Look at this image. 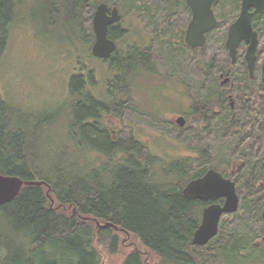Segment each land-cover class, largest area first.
Returning <instances> with one entry per match:
<instances>
[{"label":"trees","instance_id":"obj_1","mask_svg":"<svg viewBox=\"0 0 264 264\" xmlns=\"http://www.w3.org/2000/svg\"><path fill=\"white\" fill-rule=\"evenodd\" d=\"M26 2L0 0V64L10 31L18 21L16 16L28 8ZM96 3L95 0H47L42 3L45 19L41 23L57 31L56 22L60 17L63 31L75 33L78 41L86 45L91 33L86 34L87 29L82 25V9L86 4L95 6ZM182 7H186L184 0H166L169 16ZM255 27L260 31L264 29V15L256 19ZM116 34L111 32V38L120 40ZM183 46L186 50L185 42ZM122 53L126 54L124 59L119 58ZM145 54L136 44L117 50L108 67L109 89L105 83L99 89L102 84L92 79L93 72L79 64L82 73L71 77L70 94L81 98L72 102L75 104L74 120L60 124L59 131L66 138L61 142H55L54 133L47 130L58 119L37 118L21 111L13 113L0 91V174L47 184L24 186L15 200L0 205V264H103L100 245L111 255L119 252L117 232L133 236L157 258L158 264L209 262L192 244L209 202L188 200L183 190L209 169L230 177L228 168L210 151L201 148L193 156L179 159L167 160L147 154L141 160L135 153L120 149L119 141L104 125V116L109 115L111 109L107 112V107L99 103L101 99L107 97L110 105L116 108V94L131 99L140 91L139 86L132 89V82L140 85V81L157 76ZM138 66H142L140 72ZM83 74H89L93 81L88 86H95L91 93L80 91ZM94 92L100 93L97 96ZM197 102L192 111L195 119L200 110ZM128 103L130 108L139 111L133 100ZM89 120L91 124L87 123ZM75 132L80 134L81 141ZM89 152L96 158H91ZM109 152H112L111 157ZM248 173L250 179H247ZM241 176L243 191L248 187L255 193L253 189L258 183L264 186V159L251 158ZM242 200L240 209L264 230L261 216L264 194L243 196ZM233 215L238 217L240 210ZM97 223H111L119 230L98 227ZM245 245V238L228 232L218 234L204 250L238 259V252ZM122 264L149 263L142 251H133L126 255Z\"/></svg>","mask_w":264,"mask_h":264},{"label":"rangeland","instance_id":"obj_2","mask_svg":"<svg viewBox=\"0 0 264 264\" xmlns=\"http://www.w3.org/2000/svg\"><path fill=\"white\" fill-rule=\"evenodd\" d=\"M46 1L27 0L28 8L16 16L18 21L10 31L9 43L0 64V91L11 105L13 113L21 111L34 114L37 118L51 117L55 120L59 118L58 111L65 109L64 113H69L73 102L68 100L71 93L69 82L71 77L82 73L81 66L84 65L89 72H93L95 82L102 84V88L106 81L108 84L111 80V75L108 73L109 63L105 64L92 57L89 43L82 44L75 33L63 31L60 17L56 22L57 31L52 26L41 23L45 19L42 3ZM95 1V6L91 4L82 9V25L87 29L86 34L90 32L88 28L92 25L96 6L100 2L118 7L124 18L123 29L126 31L120 37L121 46L136 44L141 47L149 65L157 72L154 79L140 81V91L133 97L139 111L128 109L126 104L123 115L117 113L121 111L120 108L115 113L104 116V125L117 136L120 149L135 153L141 160L147 154L174 160L193 156L200 148L206 149L223 167L228 168L229 174H236L231 178L237 182L241 207L244 203L243 196L264 194L262 183H258L253 189L258 193H253L248 187L243 191L240 186L239 178L246 163L241 165L239 156L234 159L233 155L236 146L241 145L240 139L234 140L230 135L224 138L214 128V120H211L210 128L202 129L203 126L192 114L198 99L197 103L201 107L203 100H210L212 94L219 91L216 66L224 65L225 32L239 16L241 0H218L215 4V15L220 26L210 35L205 60H198L199 56L184 50V39L181 43L182 37H178L188 17L184 7L177 9L167 23L166 0ZM127 24L133 29H128ZM167 24L174 25V32L168 37L159 33V27H166ZM261 33H264V29ZM260 47L264 49V38L261 39ZM211 59L212 66L208 63ZM141 67L138 66L137 71L140 72ZM159 75L167 77L161 78ZM94 87H87L85 91L91 93ZM137 88L138 86L132 87L134 90ZM94 93L98 96L100 92ZM181 115L188 120L185 128L175 124L177 117ZM64 122L66 121L62 123ZM59 128L60 124L55 123L47 128L54 133L55 142L66 139ZM223 128L224 126L220 127ZM208 130L210 132L207 133ZM114 131L117 133H113ZM101 154L106 155L102 151ZM89 156L96 158L92 152H89ZM111 156L112 152H109V157ZM239 210L238 217L223 216L219 230V234L234 232L245 238L246 245L238 252L239 258L233 260L229 255L219 256L206 251L205 246L197 247L198 252L209 260L206 264H264V230L240 207ZM117 234L120 236V246L116 254H109L106 247L100 245L103 264H122L126 255L133 251H142L149 264H158L157 258L133 236L121 232ZM259 234L261 237L255 238ZM257 248L262 251L259 252Z\"/></svg>","mask_w":264,"mask_h":264},{"label":"flooded vegetation","instance_id":"obj_3","mask_svg":"<svg viewBox=\"0 0 264 264\" xmlns=\"http://www.w3.org/2000/svg\"><path fill=\"white\" fill-rule=\"evenodd\" d=\"M184 1L186 4V7L184 9L187 11L188 17H187V22L185 23L182 31L178 34V37H182V39H184V42H185L190 24L192 23V20H193V15H192V10L187 5L186 0ZM241 4H242V0H241ZM86 6H89V5L86 4ZM108 7H109L108 14L110 15L112 12V9L115 8V6L108 4ZM214 10H215V7H214ZM173 14H176V13H172V15ZM172 15L169 16L166 14L165 20L167 21V23L169 22V19L172 17ZM260 15H264V13L256 14L253 18V27L258 32L259 43H258L257 52H256V60L253 65L252 71H250L249 66L245 60L248 46L244 42L241 43V45L237 49L235 62L233 61V58L231 57L230 52L227 50L226 42H227L228 34H229V28H230L229 27L225 32L226 40L223 43V50L226 56L224 60L225 61L224 65L216 66V74L218 77L217 81L220 84L218 85L215 84V86L217 85L218 87L217 90L219 91H216V89H213V91L214 92L216 91V92L212 94V96L210 97V100H207V101L203 100V103L199 110V112L200 111L201 112L200 113L198 112L196 119L194 118L195 120H198V123H200L203 126L202 129L204 130L208 129V127L210 128V122L211 120H214V123H215L214 128L218 130L219 132H221L224 138L230 135L232 139L234 140L240 139L241 145L236 146L233 155H234V159L238 158L239 156V159H240L239 162L241 165L243 164V166H244V163H246L245 166L249 165V161L251 158L257 157L259 158V161L261 159H264V157L261 156L262 154L264 155V81L262 79L264 49L260 47L261 39L264 38V33H261L260 29L258 27H255V21ZM238 17L235 20H237ZM123 23H124V18L122 17L118 23L111 24L108 27V38L111 40H114L117 43L118 45L117 50H120L121 47L123 46V45L121 46V39L120 40L112 39L110 36V33L113 32V34H116V33L121 32L120 34H116L121 37L122 33L126 32L123 29L124 28ZM127 26H128V29H133L130 25L127 24ZM173 26L174 25H170V24H167L166 27L160 26L159 33L161 35H165V34L171 35V32H174ZM218 26H219V20H218V25L216 29H214L212 32L207 34V45L209 43L210 35L215 30L218 29ZM88 29L90 30V33H91L90 34L91 39L89 40L88 43L92 49L95 43V35L93 32V22H92L91 27ZM92 34L94 38L92 37ZM206 46L203 48H193L192 49L186 44L187 50L199 56L198 60L200 59L205 60ZM112 57L113 55L106 62L110 63ZM124 57H126L125 53L119 54V58L124 59ZM212 60L213 59H211L208 62V63H211L210 66H212L213 64ZM83 75H84L85 81L82 79L80 91L86 92L85 88H87L88 86H91L93 84V81L90 80L91 77L89 74H83ZM92 79H94V76L92 77ZM105 84L107 87L109 86L108 85L109 82L108 84L107 83ZM69 85L71 86V81L69 82ZM131 86L132 87L139 86V84L136 85V83L132 82ZM107 87H106V90L109 89V87L108 89ZM99 89H102V86H100ZM185 95H186V92H185ZM69 96L70 97L68 98V100H73V102L77 101L78 98H81L80 95L77 96V95L70 94ZM133 97L130 99L124 94H116V98H114L115 104L117 106L116 108H114L113 105H110L111 101L107 97L104 99H101L99 103L103 104L104 107H107L106 108L107 112L108 111L110 112V109H111L110 114L115 113L117 109L121 108V111L119 110L120 112H117V113H120L123 115L122 111L126 104L129 106L128 109H131L133 111V109L130 108L131 105L128 103L129 101L133 100ZM91 98H93V100L96 102L98 101V99L92 96ZM74 106L75 104H73L70 107L69 113H64L62 111L60 113L58 112L59 118L55 122V124H62L63 121L72 122L74 120V115H73ZM180 117L185 118L186 125H187V122H188L187 118L181 115V116H178L177 119ZM87 123L91 124L92 120H89ZM222 126H224V128L220 129V127ZM208 132H210V130H208L207 133ZM113 133H117V132L114 131ZM75 135L79 139L80 134L75 132ZM114 138L116 139L117 136H114ZM79 140L81 141V138ZM88 146H91V145L88 144ZM242 174H243V171H241V175ZM229 175L231 176L230 177H227L225 175L224 176L226 178L232 179L236 183V189H237L236 180L231 178V177L236 176V174L235 175L229 174ZM241 175H240L239 181H243L241 180L242 178ZM248 175L249 176H247V179H250L251 174L248 173ZM237 192H238V189H237ZM209 204H211V202H209ZM263 211L264 209L262 210L261 216L263 214Z\"/></svg>","mask_w":264,"mask_h":264},{"label":"water","instance_id":"obj_4","mask_svg":"<svg viewBox=\"0 0 264 264\" xmlns=\"http://www.w3.org/2000/svg\"><path fill=\"white\" fill-rule=\"evenodd\" d=\"M218 0H186L192 10L193 20L190 24L185 42L190 48H203L207 44V34L216 29L218 20L215 15L214 5ZM252 10V11H251ZM107 4H100L93 18V29L95 44L91 49L92 56L107 60L117 51V43L108 38V27L118 23L121 15L118 8H113L109 15ZM264 13V0H242L240 15L229 28L226 48L230 52L233 61H236L237 49L241 43L248 46L245 60L250 71L256 60L258 47V32L254 30L253 18L256 14ZM262 79L264 81V61L262 66ZM180 128L186 126L184 117L175 121ZM24 186H47L43 181H23L18 177L0 175V205L15 200L21 193ZM50 194V190L48 195ZM188 200H200L211 202L202 215V222L196 230L192 244L195 247L207 246L214 240L220 229V222L223 216L232 215L238 212L240 197L237 193L236 183L226 178L223 174L210 169L203 176L192 180L183 190ZM50 196V195H49ZM224 201L223 204L219 201ZM52 205L54 201L52 200ZM264 220V211L262 214ZM98 227H111L116 231L118 227L107 223H97Z\"/></svg>","mask_w":264,"mask_h":264},{"label":"bare ground","instance_id":"obj_5","mask_svg":"<svg viewBox=\"0 0 264 264\" xmlns=\"http://www.w3.org/2000/svg\"><path fill=\"white\" fill-rule=\"evenodd\" d=\"M97 7H98V6H97ZM97 7H96V8H97ZM94 44H95V43H94ZM0 175H2V174H0ZM4 176H10V175H4ZM11 177H16V176H11ZM23 181H24V180H23ZM110 224H111V223H110Z\"/></svg>","mask_w":264,"mask_h":264}]
</instances>
